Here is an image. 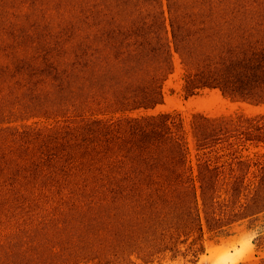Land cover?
Returning <instances> with one entry per match:
<instances>
[{
    "label": "trees",
    "instance_id": "16d2710c",
    "mask_svg": "<svg viewBox=\"0 0 264 264\" xmlns=\"http://www.w3.org/2000/svg\"><path fill=\"white\" fill-rule=\"evenodd\" d=\"M175 53L263 106L264 0H0V264L197 263L264 215V112L141 113Z\"/></svg>",
    "mask_w": 264,
    "mask_h": 264
},
{
    "label": "rangeland",
    "instance_id": "374dc122",
    "mask_svg": "<svg viewBox=\"0 0 264 264\" xmlns=\"http://www.w3.org/2000/svg\"><path fill=\"white\" fill-rule=\"evenodd\" d=\"M175 68L164 81L165 100L156 107L141 113L180 112L188 122L195 112L219 115L244 111L250 114L264 112L263 106L234 103L224 97L216 88H205L189 95L186 90L185 68L180 56L174 55ZM255 161L264 163V148L252 147L249 151ZM264 235V215L258 220L245 221L238 225L234 234L210 243L208 251L197 263L185 258L164 260L157 264H242L259 263L264 257V245L260 246L256 238Z\"/></svg>",
    "mask_w": 264,
    "mask_h": 264
}]
</instances>
